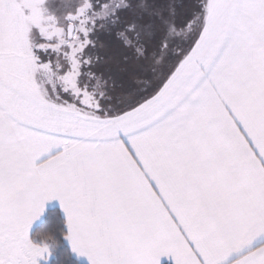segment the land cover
I'll use <instances>...</instances> for the list:
<instances>
[{
    "label": "snow or ice",
    "instance_id": "1",
    "mask_svg": "<svg viewBox=\"0 0 264 264\" xmlns=\"http://www.w3.org/2000/svg\"><path fill=\"white\" fill-rule=\"evenodd\" d=\"M54 256L264 264V0H0V264Z\"/></svg>",
    "mask_w": 264,
    "mask_h": 264
},
{
    "label": "trees",
    "instance_id": "2",
    "mask_svg": "<svg viewBox=\"0 0 264 264\" xmlns=\"http://www.w3.org/2000/svg\"><path fill=\"white\" fill-rule=\"evenodd\" d=\"M65 230V221L64 218L57 208L47 209L42 220L33 228L30 235L36 237L37 234H51L54 235L61 245V250L66 251L68 246L63 237L61 236V232ZM53 264H56V259L54 256ZM73 264H84L78 262L76 260L73 261Z\"/></svg>",
    "mask_w": 264,
    "mask_h": 264
},
{
    "label": "crops",
    "instance_id": "3",
    "mask_svg": "<svg viewBox=\"0 0 264 264\" xmlns=\"http://www.w3.org/2000/svg\"><path fill=\"white\" fill-rule=\"evenodd\" d=\"M54 207L57 208V209H59V211L61 212V214H62V216L64 218V221H65L66 216H65V213L63 212V210L61 209L59 202L58 201H55V200L54 201L47 202L46 205H45V211H44V213L41 215V217L37 221L34 222V224L32 225V227L30 229V233L33 230V228L42 220V218H43L46 210L47 209H50V208H54ZM66 243H67V246H68V242L67 241H66ZM75 260L78 261V262L84 263V264H89V261L87 260L86 257H80L79 259H75ZM162 264H172V261H170V260H163L162 261Z\"/></svg>",
    "mask_w": 264,
    "mask_h": 264
},
{
    "label": "rangeland",
    "instance_id": "4",
    "mask_svg": "<svg viewBox=\"0 0 264 264\" xmlns=\"http://www.w3.org/2000/svg\"><path fill=\"white\" fill-rule=\"evenodd\" d=\"M50 3L54 10L64 11L66 10L67 6L74 3V0H50Z\"/></svg>",
    "mask_w": 264,
    "mask_h": 264
}]
</instances>
